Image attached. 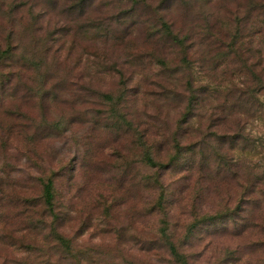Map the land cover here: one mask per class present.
I'll list each match as a JSON object with an SVG mask.
<instances>
[{"label": "rangeland", "instance_id": "374dc122", "mask_svg": "<svg viewBox=\"0 0 264 264\" xmlns=\"http://www.w3.org/2000/svg\"><path fill=\"white\" fill-rule=\"evenodd\" d=\"M257 63L264 0H0V264H170L163 228L189 264H264Z\"/></svg>", "mask_w": 264, "mask_h": 264}, {"label": "trees", "instance_id": "16d2710c", "mask_svg": "<svg viewBox=\"0 0 264 264\" xmlns=\"http://www.w3.org/2000/svg\"><path fill=\"white\" fill-rule=\"evenodd\" d=\"M239 33V30H235L231 36H230V44L231 47V52L233 53V47L235 48V46H239L241 44H237L238 40L240 39L239 35H236ZM234 45V46H233ZM240 52V51H239ZM263 61H261L262 63ZM261 63H257L256 65L253 64L252 67H256L258 68L257 73L255 74L254 71H251V68L249 70V68H247V72L251 75L252 78H254L253 82H255V88L253 90H248L247 92H244L241 96L245 97L246 100L251 101L254 99L255 102L258 101V96H262L264 97V65H262V67L260 66ZM191 92V91H190ZM241 97V98H242ZM195 97H193L194 99ZM249 104V102H248ZM192 108L188 109L185 114L183 115V119L185 118L186 120H190V110ZM228 114L222 118H218L216 117L214 120V124H212V126L214 127L213 130H218L219 126L221 125V127L223 126L224 123H222L221 121H223L222 119H224L225 117H227ZM194 117V115L192 116ZM191 117V118H192ZM250 117V116H249ZM200 120V117L199 119ZM237 124L240 122H242L243 120L241 119H236ZM246 121V120H245ZM199 125V123H198ZM244 127L242 126H238L236 127L235 131V135H232L231 137H229L230 142L232 141H243L246 139V137H244ZM217 133H212L213 137H216ZM209 137V136H208ZM213 144L210 145V148H213L216 155H219L220 151L222 150L221 148H216V144H219L218 139H214V141H212ZM229 142V143H230ZM231 146V144L228 146V149H226L225 151H229V147ZM252 146V145H251ZM233 147H230V150H232ZM250 150L252 148H249ZM149 159L146 160V162L148 164H150L151 167L154 166V164L150 161V157L147 156ZM145 158L144 157V162H145ZM257 168L259 170H261V176L258 179H255L253 184L249 187L248 189V195H253V193H258L259 196H264L262 194L261 189L257 190V186H259V183L263 180V174H264V169H262V167L260 165L257 166ZM233 177H236L235 173H232ZM256 200V199H255ZM52 201H53V181L50 178L45 179L44 182H41V189H40V193L37 197L27 200V199H23V201H21V205H23L24 207V213L25 215L29 214L30 211L29 209L31 208H38L37 214H38V220L37 221H41L40 223L46 221V218L51 217L53 220L57 218V216L52 212ZM30 217V215H29ZM31 226V225H29ZM165 228L160 229L159 231V241L160 243H158V245L160 244V248H165V250H163L165 252V255H167L168 261L170 264H189V261L187 259L186 256L178 253V248L176 247V245L174 243H172L170 241V238L167 237V235H165ZM49 231L53 234V238L55 240H57V242L61 245L66 247V240L63 237H60L59 235H57L56 231L54 230V228H51V225H49Z\"/></svg>", "mask_w": 264, "mask_h": 264}]
</instances>
